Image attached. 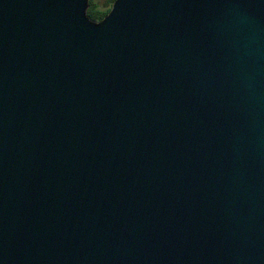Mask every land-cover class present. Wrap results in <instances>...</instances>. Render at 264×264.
Masks as SVG:
<instances>
[{
	"label": "water",
	"instance_id": "water-1",
	"mask_svg": "<svg viewBox=\"0 0 264 264\" xmlns=\"http://www.w3.org/2000/svg\"><path fill=\"white\" fill-rule=\"evenodd\" d=\"M0 0V264H264V0Z\"/></svg>",
	"mask_w": 264,
	"mask_h": 264
},
{
	"label": "rangeland",
	"instance_id": "rangeland-1",
	"mask_svg": "<svg viewBox=\"0 0 264 264\" xmlns=\"http://www.w3.org/2000/svg\"><path fill=\"white\" fill-rule=\"evenodd\" d=\"M94 1H96L98 3V7H99L101 13L106 15L109 12L111 5H112L111 0H94ZM103 2H105V4H103ZM86 12H87V15L90 19H92L94 21H100L101 20V19L98 20L95 18V16H94L95 13L93 12V10L91 8H89V4H88V8H87Z\"/></svg>",
	"mask_w": 264,
	"mask_h": 264
},
{
	"label": "trees",
	"instance_id": "trees-1",
	"mask_svg": "<svg viewBox=\"0 0 264 264\" xmlns=\"http://www.w3.org/2000/svg\"><path fill=\"white\" fill-rule=\"evenodd\" d=\"M113 3V0H111ZM106 2V1H105ZM105 2H103V4H105ZM89 8H91L93 10V12L95 13V18L96 19H102L104 17L105 14L100 12V9L98 7V3L94 0H89Z\"/></svg>",
	"mask_w": 264,
	"mask_h": 264
}]
</instances>
